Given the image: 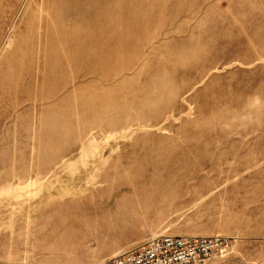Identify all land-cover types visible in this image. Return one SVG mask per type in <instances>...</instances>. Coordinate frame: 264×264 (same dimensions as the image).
<instances>
[{
  "label": "rangeland",
  "instance_id": "obj_1",
  "mask_svg": "<svg viewBox=\"0 0 264 264\" xmlns=\"http://www.w3.org/2000/svg\"><path fill=\"white\" fill-rule=\"evenodd\" d=\"M162 235L264 264V0H0V264Z\"/></svg>",
  "mask_w": 264,
  "mask_h": 264
},
{
  "label": "built area",
  "instance_id": "obj_2",
  "mask_svg": "<svg viewBox=\"0 0 264 264\" xmlns=\"http://www.w3.org/2000/svg\"><path fill=\"white\" fill-rule=\"evenodd\" d=\"M223 246V240L218 237L162 235L101 264H211Z\"/></svg>",
  "mask_w": 264,
  "mask_h": 264
},
{
  "label": "bare ground",
  "instance_id": "obj_3",
  "mask_svg": "<svg viewBox=\"0 0 264 264\" xmlns=\"http://www.w3.org/2000/svg\"><path fill=\"white\" fill-rule=\"evenodd\" d=\"M112 258V257H111ZM110 259V258H109ZM108 260V259H107ZM107 260H105V261H107ZM103 263V262H102Z\"/></svg>",
  "mask_w": 264,
  "mask_h": 264
}]
</instances>
